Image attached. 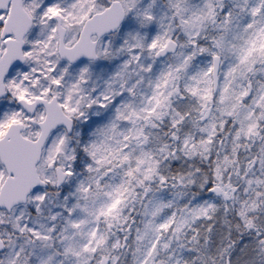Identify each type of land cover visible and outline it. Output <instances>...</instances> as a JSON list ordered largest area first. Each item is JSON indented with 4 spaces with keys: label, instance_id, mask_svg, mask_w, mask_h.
<instances>
[{
    "label": "snow or ice",
    "instance_id": "snow-or-ice-1",
    "mask_svg": "<svg viewBox=\"0 0 264 264\" xmlns=\"http://www.w3.org/2000/svg\"><path fill=\"white\" fill-rule=\"evenodd\" d=\"M0 264H264V0H0Z\"/></svg>",
    "mask_w": 264,
    "mask_h": 264
}]
</instances>
